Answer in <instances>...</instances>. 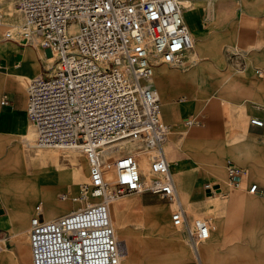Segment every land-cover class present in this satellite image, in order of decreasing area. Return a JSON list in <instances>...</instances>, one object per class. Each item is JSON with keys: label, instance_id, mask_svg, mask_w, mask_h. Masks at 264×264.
Here are the masks:
<instances>
[{"label": "built area", "instance_id": "1", "mask_svg": "<svg viewBox=\"0 0 264 264\" xmlns=\"http://www.w3.org/2000/svg\"><path fill=\"white\" fill-rule=\"evenodd\" d=\"M17 10L21 22L7 28L4 40H37L54 58L27 87L25 113L35 144L79 150L88 170L82 197L97 200L48 219L35 205L27 228L31 264H121L124 249L110 204L129 193L165 201L170 224L183 226L193 246L207 240L208 225L197 219L190 227L179 203L162 149L168 128L157 91L147 82L157 66H189L190 31L179 0H17ZM230 60L244 65L239 52ZM249 123L264 125L256 118ZM125 139L136 141L141 153L154 154L149 182L141 177L136 155L106 156L108 147ZM109 167L112 181L104 178ZM225 171L229 184L238 187L244 170L226 161ZM205 189L214 190L209 184ZM247 192L264 193L257 184Z\"/></svg>", "mask_w": 264, "mask_h": 264}, {"label": "crops", "instance_id": "2", "mask_svg": "<svg viewBox=\"0 0 264 264\" xmlns=\"http://www.w3.org/2000/svg\"><path fill=\"white\" fill-rule=\"evenodd\" d=\"M204 1L190 0L182 8L192 50L195 46L200 57L195 68L186 74L161 66L154 70L161 119L170 129L163 144L167 156L163 151L186 221L189 213L209 229V238L193 247L195 263L190 264H264V193L247 192L250 184L264 191V125L249 123L256 118L264 124V6L260 5L264 0L245 2L247 11L234 16L230 8L235 1L218 5ZM11 10H17V0H0L1 14ZM236 51L243 52L241 67L230 60ZM47 56L34 41L21 45L0 40V156L5 141L18 138L0 160V237L7 230L18 235L16 248L10 247L7 256L0 253V264H20L16 249L22 259L29 253V200L41 199L44 206L55 202L54 193L62 184L54 180L65 173L63 167L53 168L47 155L36 152L33 126L25 113L26 82L46 72ZM205 95L210 97L204 99ZM14 160L21 171L11 176L6 168ZM226 161L245 172L238 187L227 181ZM141 162L146 165V159ZM10 179H16L20 188H14ZM70 183L83 181L79 183L78 174L72 173ZM206 184L213 192L205 189ZM1 202L12 206V212ZM123 205L133 208L127 199L114 207ZM160 205L166 212L165 204ZM63 210L46 217L68 212ZM131 216L136 221L139 213L131 212ZM151 217L156 223L164 219L158 210ZM121 245L125 264H135L134 250H154L158 242L154 237L129 235L128 243Z\"/></svg>", "mask_w": 264, "mask_h": 264}, {"label": "rangeland", "instance_id": "3", "mask_svg": "<svg viewBox=\"0 0 264 264\" xmlns=\"http://www.w3.org/2000/svg\"><path fill=\"white\" fill-rule=\"evenodd\" d=\"M215 5L220 3H224L225 1H235V5L232 6L231 12L233 16L238 14L240 11L246 12L247 5L245 2L250 0H214ZM202 2L205 3L204 0ZM264 6V3L260 4ZM204 12L208 13V6H203ZM15 13V16H14ZM2 26L0 27V40L4 39V33L7 30L9 25L19 24L21 22V15L17 10H11L10 12H2ZM15 17V18H14ZM25 42V41H22ZM34 43L37 45V40H34ZM195 46H193L192 52H188L186 54L187 63L189 66L185 69H175L169 68L165 65H161V68L164 70H169L174 74H186L195 68L198 60L200 59L199 56L195 54ZM240 54H243L242 51H236ZM50 65V64H49ZM46 63V66H49ZM155 70V69H154ZM29 81L26 82V88L28 87ZM210 97L209 95H205L204 99ZM162 123L168 128L165 122ZM170 137V129H167V135L165 139L167 140ZM18 138L10 137V139L5 141V151L2 156H0V160L5 156L8 148L15 144ZM165 140L162 143V148L165 151L167 156L166 149L163 147ZM129 151H134L136 149L135 145L129 144L126 146ZM125 150V149H124ZM116 151V150H114ZM36 152L40 155H47L48 161L51 163L53 168L63 167L64 175L63 177L55 178L54 181L60 182L62 186L58 188L54 193V201L52 200L48 202L47 205L44 206L42 204L41 199H30L28 203V222L26 223L28 226L29 218L32 216V211L35 205L40 204L43 209V217L46 214L57 213V210L64 209L63 211H70L74 210L78 207L84 206V204L92 203L97 201L90 196L85 198L82 197V193L80 191L81 185L87 182V162L84 155L77 149H67V148H44V149H37ZM137 158L139 160L146 159V165L142 166L139 164V171L141 177L146 182H149L152 179V174L149 171V160L154 156L153 153H141L139 150L135 152ZM116 153L111 154L110 156L115 157ZM144 155V156H143ZM142 166V167H141ZM33 170H37V167H31ZM77 173L79 178V183L83 181L81 184H72L70 183L71 174ZM66 196V199L63 201L61 196ZM127 199L133 204L132 210H128V208L123 205L119 208L114 207L118 201ZM2 203V202H1ZM58 203V204H57ZM61 203V204H60ZM3 204V203H2ZM160 204H165L166 212H164L162 206ZM4 208L12 212V206H5ZM160 211L164 215V219L161 223H156L154 219H152V214L156 211ZM110 211L112 216L117 219V224L113 223V227L115 232H117V239L121 242V244L128 243V236L132 235H141L146 236L147 238L154 237L157 239L158 247L154 250L146 249V250H134V259L133 262L135 264H190V262L195 263L194 256L192 254L193 251V244L188 238L186 234L185 228L181 227H173L170 224L169 215L170 211L167 207L165 201H161L158 199L156 195H152L149 193L138 194V193H129L120 196L114 202L110 204ZM131 212L139 213L137 220L131 216ZM198 217L190 216L188 213L187 216V223L190 227L193 228V221L197 220ZM200 220V219H199ZM136 224L137 227L135 226ZM28 228V227H27ZM124 231H123V229ZM5 235L0 237V253H3L7 256V250L10 247L16 248V239L18 235H13L12 230H7ZM120 236H119V235ZM28 241V238H27ZM29 244V241H28ZM199 244V243H198ZM16 260L20 264H31L30 262V249L29 253L26 252L25 257L22 259L16 249ZM126 256L124 255L121 259V264H125Z\"/></svg>", "mask_w": 264, "mask_h": 264}, {"label": "bare ground", "instance_id": "4", "mask_svg": "<svg viewBox=\"0 0 264 264\" xmlns=\"http://www.w3.org/2000/svg\"><path fill=\"white\" fill-rule=\"evenodd\" d=\"M179 2H180V5H181V7L183 8V6L184 7H186V6H188L189 4H190V0H179ZM191 38V37H190ZM190 42H191V45H192V40L190 39ZM54 61V58L52 57V56H47V65H51L52 64V62ZM49 65V66H50ZM151 80V81H150ZM155 80H156V76H155V73H153V75L147 80V82H148V85L151 87H154L155 88V86H156V83H155ZM152 82V83H151ZM153 84L155 85V86H153ZM156 89V88H155ZM156 91H157V89H156ZM157 94H159V92H157ZM33 130H34V128H33ZM34 138H35V131H34ZM129 144H132V145H135L136 146V149L134 150V151H129V150H126V149H128L126 146H128ZM34 147L36 148V149H44V147H40V146H38V145H36V144H34ZM125 149V150H124ZM114 150H116V151H114ZM138 150V144H137V142L136 141H130V140H127V139H125V140H121V141H118V142H116V143H114L113 145H111L110 147H108V149H107V151H106V156L108 155V157H113V156H110L111 154H113V153H116V155L115 156H119V155H123V154H126V153H128V154H136L135 152ZM144 156V155H143ZM139 164H141L142 165V162H141V160H140V163ZM171 164V163H170ZM142 167V166H141ZM170 168H171V165H170ZM6 170L9 172V174L11 175V176H16V175H18L19 173H20V167L17 165V161L16 160H14L13 162H12V164L11 165H9L7 168H6ZM140 170V169H139ZM104 178H105V180L106 181H112L113 180V178H114V172H113V168L112 167H109L107 170H106V172H105V175H104ZM146 182V181H145ZM147 183V182H146ZM10 184L14 187V188H20L19 186H20V184L18 183V181L16 180V179H10ZM121 201V200H120ZM120 201H118V202H120ZM117 202V203H118ZM88 203V202H87ZM116 203V204H117ZM114 206H115V204H114ZM110 218H111V222H112V224L113 223H115V220H117L116 218H115V216L113 217L112 216V214H111V211H110ZM117 224V221H116V223H115V225ZM115 235H116V233H115ZM117 237V236H116Z\"/></svg>", "mask_w": 264, "mask_h": 264}]
</instances>
